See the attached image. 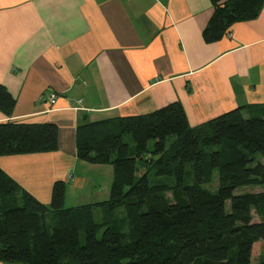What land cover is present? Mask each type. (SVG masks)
<instances>
[{
  "label": "trees",
  "instance_id": "16d2710c",
  "mask_svg": "<svg viewBox=\"0 0 264 264\" xmlns=\"http://www.w3.org/2000/svg\"><path fill=\"white\" fill-rule=\"evenodd\" d=\"M211 1L213 15L203 31L209 42L233 23L257 17L264 5ZM15 103L0 83V111L10 116ZM58 136L54 123L1 122L0 155L56 151ZM76 153L87 163L112 166L108 199L65 207L66 183L58 180L44 204L0 168L1 262L264 264L261 254L252 261L254 244L264 241V194L237 192L264 185V114L245 117L239 107L191 127L182 104L172 102L147 114L79 125ZM140 165H154V172L147 166L139 176ZM213 170L219 185L209 193L201 184ZM167 176L181 192L175 201L163 197L167 182L158 183ZM121 207L131 214L130 233L124 221L95 216L99 208L109 216ZM253 211L262 219L253 221Z\"/></svg>",
  "mask_w": 264,
  "mask_h": 264
},
{
  "label": "crops",
  "instance_id": "0c3cea01",
  "mask_svg": "<svg viewBox=\"0 0 264 264\" xmlns=\"http://www.w3.org/2000/svg\"><path fill=\"white\" fill-rule=\"evenodd\" d=\"M213 11L211 0H0V83L16 100L0 123L59 130L58 150L0 155V168L48 204L58 180L66 200L69 186L82 197L100 189L87 185L94 173L113 175L111 165L77 158L83 123L172 102L191 127L239 107L245 117L263 115L264 5L209 42L203 31Z\"/></svg>",
  "mask_w": 264,
  "mask_h": 264
},
{
  "label": "rangeland",
  "instance_id": "374dc122",
  "mask_svg": "<svg viewBox=\"0 0 264 264\" xmlns=\"http://www.w3.org/2000/svg\"><path fill=\"white\" fill-rule=\"evenodd\" d=\"M125 141H127V143L132 145V140L129 135L125 136ZM259 159L264 164V158L261 157ZM147 166L148 165H142V166L140 165L137 175L140 176L141 174H144L148 170H149V173L152 174L154 172V165H152L151 167L148 166V170L146 168ZM94 174H96V175H93L95 177L93 176H91V178L89 177L90 180H88L87 185H89L88 187H90L91 185H97V186H100V189L93 193L91 190L90 191L87 190L85 192V195L81 197V192L76 191L73 185L69 186L67 188L68 191H67V196H66V200L64 203L65 207H73V206H77L80 203H91L92 201H97V200L104 201L108 199L110 195L109 193H110V187H111L113 175L109 174L108 172L104 170H102L100 174L98 172ZM163 178L164 177L157 178L158 183H160V181L162 180H163L162 182H167L166 186L168 190L163 193V197L168 201H175L176 198L178 196L180 197L181 195L180 190L178 189L175 190V181L173 182V179L171 177L167 176V180ZM190 180L191 181L193 180L192 176H190ZM218 185H219V172L218 170H213L210 173H208V175L204 176V182L203 184H201V188L204 191L213 193L217 190ZM237 192L238 193L249 192V193H255V194H259V193L264 194V185L257 184V185L246 186V187L240 188ZM151 197H152L151 202L153 203L155 201V198L154 196H151ZM107 213L108 212L105 209L99 208L95 212V216L100 220H103V218L109 219L111 222H113L115 219L119 223L121 221H124V225H123L124 232L125 233L132 232V227L130 224L132 223L133 225L131 214L129 213V211L126 210L125 207H121L120 209H117L115 212L112 213V215L108 216ZM261 219L262 218L255 211H253V221H259ZM101 234L102 232H99V235ZM260 254H261V259L264 260V241H259L254 244L253 250H252V261L255 262L258 259V256Z\"/></svg>",
  "mask_w": 264,
  "mask_h": 264
},
{
  "label": "built area",
  "instance_id": "2783aa9c",
  "mask_svg": "<svg viewBox=\"0 0 264 264\" xmlns=\"http://www.w3.org/2000/svg\"><path fill=\"white\" fill-rule=\"evenodd\" d=\"M57 98H58V95L56 93H54V92L49 93L48 99H49V103L51 105H54L57 102ZM81 102H82V100L79 99L78 103L80 104Z\"/></svg>",
  "mask_w": 264,
  "mask_h": 264
}]
</instances>
